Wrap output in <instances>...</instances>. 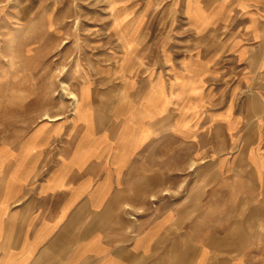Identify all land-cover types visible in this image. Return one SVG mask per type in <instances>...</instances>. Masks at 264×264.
Returning <instances> with one entry per match:
<instances>
[{
  "label": "crops",
  "instance_id": "1",
  "mask_svg": "<svg viewBox=\"0 0 264 264\" xmlns=\"http://www.w3.org/2000/svg\"><path fill=\"white\" fill-rule=\"evenodd\" d=\"M172 4L189 35L205 37L200 51L229 52L231 59L187 56L179 70L157 75L149 102L135 119L126 117L121 141L119 133L98 130L92 113L93 140H80L79 129L57 158L46 150L52 141L33 150L28 141L1 145L0 264H264V235L202 215L207 185L177 189L176 173L156 166L145 188L149 175L139 155L147 137L196 132L186 118L206 105V120L241 130L238 101L252 98L248 91L264 66V0ZM43 159L53 162L45 172ZM145 194L150 206L142 210Z\"/></svg>",
  "mask_w": 264,
  "mask_h": 264
},
{
  "label": "rangeland",
  "instance_id": "2",
  "mask_svg": "<svg viewBox=\"0 0 264 264\" xmlns=\"http://www.w3.org/2000/svg\"><path fill=\"white\" fill-rule=\"evenodd\" d=\"M178 8L172 0H0V146L28 141L33 150L52 141L46 150L57 158L77 130L80 140H93L92 113L97 129L116 137L126 117L135 119L149 102L157 75L179 70L187 56L229 61V52L200 51L205 37L189 35ZM257 72L252 98L238 101L245 114L240 131L206 120V105L186 118L196 132L147 137L139 155L149 175L145 188L156 166L176 173L177 189L202 182L206 220L224 227L233 221L263 236L264 66ZM46 111L60 117L43 119ZM51 163L43 159L42 172ZM150 198L144 195L142 210Z\"/></svg>",
  "mask_w": 264,
  "mask_h": 264
},
{
  "label": "bare ground",
  "instance_id": "3",
  "mask_svg": "<svg viewBox=\"0 0 264 264\" xmlns=\"http://www.w3.org/2000/svg\"><path fill=\"white\" fill-rule=\"evenodd\" d=\"M67 85V84H66ZM68 86V85H67ZM70 94H71V97H72V99H73V102L74 103H77L78 101H79V96H78V94L75 92V91H72V90H70V92H69ZM45 102V101H44ZM76 105V104H75ZM50 109V108H49ZM42 116H43V119L45 118H49V119H57V118H59L60 116L59 115H51L50 114V112L49 111H46V112H44L43 114H42ZM27 129V128H26ZM52 139V138H51Z\"/></svg>",
  "mask_w": 264,
  "mask_h": 264
}]
</instances>
